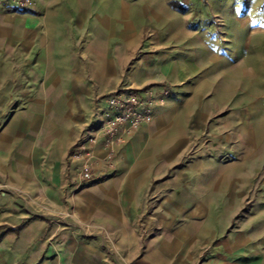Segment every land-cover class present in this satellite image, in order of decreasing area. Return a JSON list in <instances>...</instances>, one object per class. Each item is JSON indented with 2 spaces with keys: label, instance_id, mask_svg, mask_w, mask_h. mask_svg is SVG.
<instances>
[{
  "label": "rangeland",
  "instance_id": "rangeland-1",
  "mask_svg": "<svg viewBox=\"0 0 264 264\" xmlns=\"http://www.w3.org/2000/svg\"><path fill=\"white\" fill-rule=\"evenodd\" d=\"M32 2L0 0V264H264V0ZM127 88L152 120L108 146Z\"/></svg>",
  "mask_w": 264,
  "mask_h": 264
},
{
  "label": "built area",
  "instance_id": "built-area-1",
  "mask_svg": "<svg viewBox=\"0 0 264 264\" xmlns=\"http://www.w3.org/2000/svg\"><path fill=\"white\" fill-rule=\"evenodd\" d=\"M17 8L27 9L32 0H16ZM154 99L141 97L135 89H118L108 98L106 117L101 119L98 128L105 136L106 145L111 146L122 139V132H131L152 120ZM88 179L91 174L87 167L81 172Z\"/></svg>",
  "mask_w": 264,
  "mask_h": 264
},
{
  "label": "crops",
  "instance_id": "crops-1",
  "mask_svg": "<svg viewBox=\"0 0 264 264\" xmlns=\"http://www.w3.org/2000/svg\"><path fill=\"white\" fill-rule=\"evenodd\" d=\"M23 11H25V12L32 11L33 12V10H30V9H24ZM22 14H24V13H22ZM22 14H7V13L0 11V19L5 18V20H6L7 17H9V18L12 17V20H14V18L16 20L18 17L23 18ZM0 31L2 33L0 35V38L1 37L3 38V35H5L4 32H6V31H4L3 29H0ZM30 33L31 32H30L29 28H23V27H20L19 25L14 24V23L11 24V26L9 27V38H11V40L16 41V39L21 38L23 36V34H25L26 37H28V35ZM57 84L58 83L56 81L48 84L50 86L49 91L52 94H56L55 95V96H57L56 99H59V98L62 99V93L59 89H54V88L51 89V87L57 86ZM135 90H137V89H135ZM0 110H1V105H0ZM41 128H42V130L46 129V127H41ZM126 133L127 132L121 133L123 138H124V135H126ZM102 139L104 141L103 136H102ZM125 140L126 139H124V141ZM101 142H102V140H101ZM257 145L258 144H257V140H256V135H254V132H253L251 140L250 139L248 140V146H250V148H257ZM93 193H94V195L92 196V199H91L92 202H90L89 205L92 208H94V207L96 208V216L100 220H102L103 217L106 220H108L112 224L111 225L109 223L112 229H116L118 227V225L120 227H122L123 229H125V228L127 229L130 221L128 219H126L125 217H119L118 215H115L116 213L118 214V212L111 209V208L114 209L116 207V204L118 205V198L120 196V192L117 190H110L109 189V190H97ZM93 215L94 214L92 212H90V217H92ZM105 219H103L104 222H105ZM114 225H117V226H114ZM224 263L225 264H237V263H235V261H229V262H224Z\"/></svg>",
  "mask_w": 264,
  "mask_h": 264
}]
</instances>
